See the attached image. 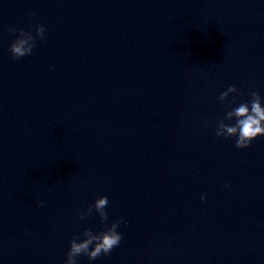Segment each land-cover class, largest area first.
Instances as JSON below:
<instances>
[{
  "label": "water",
  "instance_id": "obj_1",
  "mask_svg": "<svg viewBox=\"0 0 264 264\" xmlns=\"http://www.w3.org/2000/svg\"><path fill=\"white\" fill-rule=\"evenodd\" d=\"M253 91L264 0H0V264H65L120 219L77 264H264V137L216 136ZM104 196L106 224L79 218Z\"/></svg>",
  "mask_w": 264,
  "mask_h": 264
},
{
  "label": "clouds",
  "instance_id": "obj_2",
  "mask_svg": "<svg viewBox=\"0 0 264 264\" xmlns=\"http://www.w3.org/2000/svg\"><path fill=\"white\" fill-rule=\"evenodd\" d=\"M32 27V25H29L30 29ZM9 31L12 33L18 31V37L12 43L9 51L12 53L13 59L19 60L32 54L36 37L44 39L46 28L43 25H36V36H33L31 31L26 32L23 29L9 28ZM235 95H240L239 90L235 86H229L227 91L220 94L218 100L221 103H226L229 101L230 96L234 97ZM250 95V101L240 103L237 107L232 108L231 104H228L227 106L231 110L226 112V119L229 122L234 120L235 123H225L224 120H220L216 129L217 138H236L235 146L240 150L250 148L255 140L264 137V99L256 91H253ZM226 187L230 188L231 186L226 185ZM201 200L206 202L207 195L202 194ZM108 204L107 196L98 198L94 205L87 209V212L81 211L79 213V218L84 220L97 213L101 223L106 224L109 219L105 211ZM38 206L44 207V203L41 201ZM122 223H124L123 219L116 220L110 227L99 233L85 230L82 234L83 240L80 239V236H74L65 264H77V258L81 255L87 256L90 261L109 255L114 248L120 245L123 239L122 234L117 231Z\"/></svg>",
  "mask_w": 264,
  "mask_h": 264
}]
</instances>
